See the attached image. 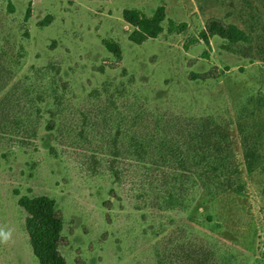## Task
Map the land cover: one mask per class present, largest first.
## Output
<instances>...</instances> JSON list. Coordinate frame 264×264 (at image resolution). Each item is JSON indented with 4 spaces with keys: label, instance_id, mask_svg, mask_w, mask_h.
<instances>
[{
    "label": "rangeland",
    "instance_id": "374dc122",
    "mask_svg": "<svg viewBox=\"0 0 264 264\" xmlns=\"http://www.w3.org/2000/svg\"><path fill=\"white\" fill-rule=\"evenodd\" d=\"M159 5L185 30L130 42L122 10ZM208 18L249 40L206 44ZM104 38L122 47L115 68ZM194 122L227 136L242 193L186 190L173 144ZM263 189L264 0H0V264H38L15 190L55 200L67 264H264Z\"/></svg>",
    "mask_w": 264,
    "mask_h": 264
},
{
    "label": "trees",
    "instance_id": "16d2710c",
    "mask_svg": "<svg viewBox=\"0 0 264 264\" xmlns=\"http://www.w3.org/2000/svg\"><path fill=\"white\" fill-rule=\"evenodd\" d=\"M8 9L10 12L14 10L11 3H8ZM30 16L31 5L28 4L23 21L27 22ZM122 19L132 27L128 40L137 45L149 39L158 38L164 32L163 23L165 21L167 23L166 31L169 33H180L186 28L184 22L176 23L167 19L164 5L156 7L151 14H146L137 8H124ZM209 37H218L232 45L249 40L248 35L242 29L234 24L225 23L218 18H208L205 21L204 29L200 32V39L208 44ZM101 43L113 58L110 67H117L123 59L120 43L105 38L101 40ZM100 70H103L102 66ZM215 76L214 72L208 71L190 73L189 77L191 80H206L215 78ZM207 124L211 125L210 122L204 124L193 123V128L187 132L185 143L182 144L186 145L184 152L179 150L180 146L178 144H173L180 151L179 157H174L178 162V166L180 169H184V167L187 169L184 170L181 176L190 185L186 190L202 189L211 200L228 190L242 193L245 187L243 184L238 183L240 171L234 163L232 152L225 151V145L226 147L228 145L227 136L217 129L213 131V128L218 126H210V135H205ZM203 137H206L209 141H203ZM243 147L245 169L248 173H251L259 166L260 156L253 149L247 147L246 142H244ZM161 160L164 163L169 162L165 157H162ZM191 164L196 165V167H191ZM178 190L182 191L183 188ZM14 194L18 195L17 203L27 214L24 228L32 254L38 264H67L59 249L60 244L64 241L62 236L63 216L57 209L55 200L47 195H20L16 190ZM180 197L175 191H168L166 198L168 205L177 203Z\"/></svg>",
    "mask_w": 264,
    "mask_h": 264
},
{
    "label": "clouds",
    "instance_id": "9594fccd",
    "mask_svg": "<svg viewBox=\"0 0 264 264\" xmlns=\"http://www.w3.org/2000/svg\"><path fill=\"white\" fill-rule=\"evenodd\" d=\"M10 238V232H3L2 230H0V243H7Z\"/></svg>",
    "mask_w": 264,
    "mask_h": 264
}]
</instances>
